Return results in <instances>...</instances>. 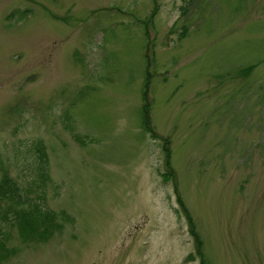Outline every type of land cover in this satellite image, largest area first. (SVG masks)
<instances>
[{
	"label": "rangeland",
	"instance_id": "1",
	"mask_svg": "<svg viewBox=\"0 0 264 264\" xmlns=\"http://www.w3.org/2000/svg\"><path fill=\"white\" fill-rule=\"evenodd\" d=\"M5 169L74 222L4 264H264V0H0Z\"/></svg>",
	"mask_w": 264,
	"mask_h": 264
},
{
	"label": "trees",
	"instance_id": "2",
	"mask_svg": "<svg viewBox=\"0 0 264 264\" xmlns=\"http://www.w3.org/2000/svg\"><path fill=\"white\" fill-rule=\"evenodd\" d=\"M146 101L148 95H145ZM149 103H145L143 110V122L146 131L153 137L159 138V134L153 129L149 113ZM34 150L38 160L37 187L46 185L50 178L47 171L49 158L42 139L34 144ZM166 164L170 166V151L167 148ZM171 175V170L168 171ZM35 183V181H34ZM31 188L21 185L17 179L5 169L0 178V264H4L15 256L18 250L10 245L14 239L15 231L26 243L47 242L58 232L61 233L67 223H73L74 219L66 210H55L45 207L41 202L33 199L29 192ZM44 199L43 195L38 197ZM190 232L195 238L199 255H203L201 247L203 241L195 228L194 221L189 218ZM205 264V261L202 262Z\"/></svg>",
	"mask_w": 264,
	"mask_h": 264
}]
</instances>
